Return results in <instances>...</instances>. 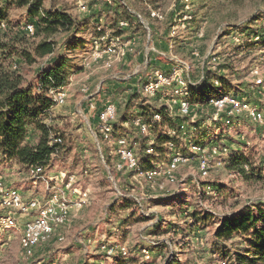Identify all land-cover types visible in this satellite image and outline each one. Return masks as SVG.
<instances>
[{
	"label": "rangeland",
	"instance_id": "rangeland-1",
	"mask_svg": "<svg viewBox=\"0 0 264 264\" xmlns=\"http://www.w3.org/2000/svg\"><path fill=\"white\" fill-rule=\"evenodd\" d=\"M41 2L43 11L66 10L79 22L76 35L79 48L69 53L63 52L65 58L70 60L71 68L65 85L66 101L49 113L51 124L62 134L63 141L58 155L49 159L45 170L46 173L58 171L65 175L73 174L79 187L89 189L90 203L72 213L68 225L58 230L64 235V241L58 242L55 236L52 237L47 244L37 248L34 260L40 264H117L129 261L138 264H233V260L223 256L225 244L213 245L212 234L218 223L216 218L230 216L250 205L264 212V187L245 185L226 171L224 161L235 152H244L245 148L251 149L255 156L253 162L261 160L264 154V122L257 124L244 116H215L206 99L193 101L196 93L192 91L187 98L191 113L182 116L183 127L175 131L174 126L165 121L156 129L176 143L168 141L163 144L159 151L153 152L149 163H142V167L143 170L163 169L171 154L182 149L188 154L189 144L185 137L193 132L195 136L202 135L198 144L206 147L207 175H199L195 156L179 166L176 181L165 182L162 192L149 189L144 177L137 176L136 172L125 166L119 177L114 178V185L106 167L112 169L118 160L113 149L115 140L125 138L127 147L138 157L144 154V147L155 142L154 133L144 135L130 125L139 112L136 106H151L150 110L165 106L162 93L152 98L141 93L140 85L146 72L142 68L147 37L133 21L124 31L115 27L116 19L129 20L126 7L120 4L108 10L104 0H87L88 10L83 12L77 8L78 0ZM123 2L127 8L146 16L143 0ZM146 2L150 6L160 7L166 15L162 21H150L152 34L148 47L155 50L152 52L155 58L153 68L169 72L177 61L186 62L189 72L183 74L184 80L197 88L205 74L222 76L232 86L230 94L251 103L264 116V18L248 23L256 13L264 14V0H238L236 5L226 0H192V19L185 21V29H178L174 35H170L172 25L182 23L180 0ZM8 8L4 28H0V44L19 42L20 47L30 44L32 38L21 41L25 34L23 28L31 19L27 7ZM93 17H101V29L120 35L123 43L128 42L122 55L94 59L92 41L96 37V30ZM226 24L241 25L243 30L228 31ZM199 29L203 31L201 39L196 37ZM32 40L38 42L40 37ZM194 49L198 52L196 58L191 55ZM14 61L19 66V73L25 80L31 81L45 59L26 66L15 57L10 64L11 70ZM213 65L215 71L210 69ZM257 81H260L259 85ZM83 87H87L88 96L95 98L99 106L110 101L118 108L112 139L109 143L98 139L103 155L109 158V164H105L96 148L92 135V132H97L95 114L88 109L85 94L80 90ZM219 88V83L212 85L211 89L207 86L205 96H216V89ZM98 89L102 91L101 96L96 94ZM135 92L138 97L133 99L131 95ZM122 116L127 123L122 124ZM179 116L177 106L173 105L171 115L163 117L173 119ZM195 123L198 125L196 128L193 127ZM37 138L38 134L33 133L29 143L34 144ZM211 145L218 148L216 155L209 153ZM29 169L14 160L0 157V182L6 189L18 191L24 200H46L49 192L44 183L32 180ZM54 175L53 172L50 176ZM156 180L163 181V177L157 176ZM216 187H224L226 192L217 193L213 190ZM134 199L141 200L145 214L149 216L142 217ZM204 211L211 216L207 214L206 219L200 221ZM192 214H196L197 218H193ZM4 215L5 211L0 208V217ZM13 215L16 218L15 227L2 229L0 225V264H28L23 259L19 241L30 215L17 212ZM102 245L115 246L116 254L105 258L107 247L102 248ZM120 247L127 250L126 256L121 257L117 253ZM143 249L148 253L147 259L141 252Z\"/></svg>",
	"mask_w": 264,
	"mask_h": 264
},
{
	"label": "trees",
	"instance_id": "trees-1",
	"mask_svg": "<svg viewBox=\"0 0 264 264\" xmlns=\"http://www.w3.org/2000/svg\"><path fill=\"white\" fill-rule=\"evenodd\" d=\"M226 1L232 5H236L238 2V0ZM10 6L27 7V14L31 18L28 24H32L34 27L33 36H28L24 31L25 34L21 41L34 39V37H40V40L34 42L31 39L32 42L24 45V47H20L19 42L0 44V157L5 160H14L29 168L35 166L45 168L49 164L50 156L56 157L58 155L63 141L62 134L55 130L51 124L52 120L49 114V110L53 106L51 92L64 87L69 79L70 60L65 58L63 52L69 53L79 48L76 43L79 22L66 10L50 9L43 11L41 0H0V25L6 20ZM126 15L130 19L127 11ZM262 17L264 18V14L256 13L248 23ZM117 21L118 19H116V24ZM225 29L228 31L243 30L241 25L230 26L229 24H226ZM15 57L19 58L26 66L37 64L42 59L45 61L43 64H39L35 79L28 81L19 73L17 62L14 61L17 68L11 70L10 64ZM214 80H217L220 85V88L216 89L218 94L206 97L205 89L207 86L211 89ZM192 91L196 93L193 101L202 102L206 99L208 104L211 99H218L223 95L230 94L232 86L224 77L211 76L208 73L205 74L198 88L197 86L189 87V95ZM135 93V96L131 95L133 99L138 97V94ZM96 94L101 96V89H98ZM92 100H94L96 108L94 110L96 122L97 111L102 105L99 106L93 97ZM136 107L139 112L135 117L144 120L151 127L149 133L155 134V142L148 144L153 152L159 151L161 146L168 141H171V144L176 143L175 140H170L168 135L161 134L156 129L162 122L166 121L170 126H174L175 131H178L181 126L183 127L182 116L173 119L163 117L167 115L166 106L157 110L155 108L150 110L151 106L146 107L141 104ZM155 114H160L163 117L159 125L151 123ZM123 116L120 119L122 124L127 123V119L124 118L123 120ZM196 126H198L197 123L193 124L194 128ZM33 133H37L38 138L34 144H30L29 139ZM187 135L185 140L189 145L198 144L202 137V135L195 136L193 132L191 135L189 133ZM147 148H143L145 151L141 156L138 157L135 154L138 161L149 163V158L153 154L147 155ZM245 149L246 152H235L228 156L224 161L225 169L247 186L264 187V154L261 160L258 159L257 162H253L255 156L252 155L251 149ZM175 153L189 158L194 157L192 152L185 154L183 149ZM102 157L105 164H109V158L103 155V152ZM110 174L113 178L119 177V173H115L112 169H110ZM213 190L217 193L226 192L224 187H216ZM207 214L204 211L200 221L206 219ZM142 217L144 218V216ZM192 217L197 218L196 214H192ZM216 220L218 223L212 234L213 245H226L223 248L224 257L233 260V264H264V212L259 207L254 209L253 205L245 206V208L231 213L230 216H222ZM117 264L138 263L129 261L127 263L117 262Z\"/></svg>",
	"mask_w": 264,
	"mask_h": 264
},
{
	"label": "built area",
	"instance_id": "built-area-1",
	"mask_svg": "<svg viewBox=\"0 0 264 264\" xmlns=\"http://www.w3.org/2000/svg\"><path fill=\"white\" fill-rule=\"evenodd\" d=\"M182 6V23H175L171 27L170 35H174L178 29H185V21L191 20V7L192 0H180ZM87 0H78L77 8L80 11L86 12L88 10ZM105 6L108 10L116 7V4H120L126 7V11L130 15V19L118 20L116 27L119 31H124L129 28L130 21L133 24H138L147 37V45L144 48L143 55L145 57L143 68L146 72L140 85L141 93L146 97H154L157 94L162 93L161 98L165 99L164 103L167 107L166 114L171 115V111L174 106H177V110L180 116H188L191 112L190 103L188 102L189 87L190 84L184 80L183 74H188L189 65L186 62L177 61L174 66L171 67L169 72L153 68L155 58L153 57L154 48H149V40L151 37V24L150 21H162L166 15L160 9V7L150 6L146 0H143V4L146 9V16L136 10L127 8L123 0H104ZM116 13V12H115ZM95 23L96 37L92 41V56L94 59L112 58L117 55H122L128 45L123 43L120 35L114 34L110 31H104L101 29L100 22L101 17H93ZM264 28V23H262ZM4 28V23L0 25ZM24 31L28 36H33L34 27L32 24H26ZM196 37L201 39L203 37V31L199 29L196 32ZM150 51V52H149ZM162 55V54H159ZM191 55L198 57L197 50H192ZM13 69L17 68V65L12 66ZM215 71L216 67L213 65L210 67ZM203 78V77H202ZM214 85L218 84L217 80L213 81ZM260 84V81H257ZM87 99L88 109L94 111L95 104L92 97L88 96L87 87L80 89ZM67 87L64 86L56 91L51 92L53 100V108L62 106L66 101ZM209 106L214 110L215 116L225 114L229 118L246 117L247 119L257 124L264 122V116L260 110L252 106L251 103L240 99L232 94L223 95L218 99L209 100ZM117 116V106L113 102H105L102 104L96 114L97 132H92L95 139L96 148L99 150L102 157L101 145L98 139L103 143H109L114 133L113 123ZM162 116L155 114L151 120L152 124L160 123ZM130 125L134 126L140 133L147 135L150 131V126L142 120L140 117H134L130 121ZM182 127V126H181ZM180 127V128H181ZM171 146V145H170ZM209 153L216 155L218 148L215 145L209 147ZM114 152L118 157L116 163L113 164L112 170L115 173H121L126 169L136 172L137 176L144 177L149 184V189L162 192L165 190V182H175L176 172L182 164L188 163L191 158L183 156L179 153H173L170 155L166 166L163 169L143 170L142 162L138 161L134 152L127 147L126 140L120 137L114 142ZM189 150L194 157L196 156V167L200 176H206L208 173L207 159L204 154L206 147L199 144H190ZM146 154L151 156L153 149L148 147ZM54 155H51L53 157ZM108 175L114 183V178L110 174L109 166L106 167ZM55 173L54 176H50L51 173ZM50 175H49V174ZM42 166L30 167L29 174L34 182H42L45 185V189L49 192V196L44 201L37 199L24 200L20 193L16 190L6 189L0 182V208L5 211V215L0 217V225L2 229H11L16 225V218L13 214L16 212L21 215H30V219L25 222L20 234V248L23 259L28 264H40L34 260V256L37 248L47 244L52 237L55 236V240L58 242L64 241L65 237L62 233H59L60 228H64L68 225L72 213L78 212L90 203V191L87 188H81L77 185V179L73 174L65 175L58 171H48ZM162 176L163 181H157V176ZM115 185V183H114ZM119 193V192H118ZM151 199H155L152 197ZM138 206L139 211L143 216H149L145 214V208L141 204V200L134 199ZM58 232V233H57ZM107 247L106 257L111 258L115 255V246ZM117 253L124 257L127 255V250L124 247L118 248ZM144 257L148 258L146 250L141 251ZM60 264V263H52ZM222 264H225L222 262Z\"/></svg>",
	"mask_w": 264,
	"mask_h": 264
},
{
	"label": "crops",
	"instance_id": "crops-1",
	"mask_svg": "<svg viewBox=\"0 0 264 264\" xmlns=\"http://www.w3.org/2000/svg\"><path fill=\"white\" fill-rule=\"evenodd\" d=\"M115 27H116V23H115ZM87 103V102H86Z\"/></svg>",
	"mask_w": 264,
	"mask_h": 264
}]
</instances>
